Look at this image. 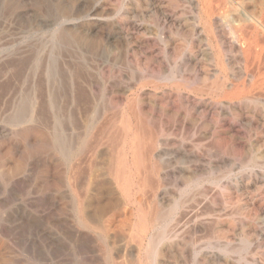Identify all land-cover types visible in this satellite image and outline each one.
I'll return each instance as SVG.
<instances>
[{"label":"rangeland","instance_id":"obj_1","mask_svg":"<svg viewBox=\"0 0 264 264\" xmlns=\"http://www.w3.org/2000/svg\"><path fill=\"white\" fill-rule=\"evenodd\" d=\"M196 1L0 0V241L11 264L30 261L25 228L13 224L8 212L22 205L20 195L29 187L28 154L34 160V188L58 198L61 220L66 221L72 209L62 197L72 189L75 142L89 139L61 132L78 127L122 128L128 120L147 122V127L162 133L166 163L180 155L165 167L171 173L165 190L175 195L179 169L185 165H179L183 150L190 153L200 144L201 227L200 233L190 231V240L192 248L198 238L201 241V263L264 264V108L260 111L248 98L252 82L245 61L239 62L236 51L225 52L210 43L204 22L197 27L199 17L192 4ZM250 3L253 13L264 7V0ZM222 53L228 55L225 63L216 59ZM37 73L41 112L33 123L42 130H36L39 138L29 148L23 138L34 130L23 121L35 117ZM171 138L176 140L168 147L164 142ZM106 155L100 159L106 163L101 168L121 167L118 155ZM190 202L193 210L188 208L187 213L194 217L196 203ZM84 241L79 248L68 247L67 254L58 251L59 263L88 259L92 249ZM192 248L184 258L174 249V264H194Z\"/></svg>","mask_w":264,"mask_h":264},{"label":"bare ground","instance_id":"obj_2","mask_svg":"<svg viewBox=\"0 0 264 264\" xmlns=\"http://www.w3.org/2000/svg\"><path fill=\"white\" fill-rule=\"evenodd\" d=\"M250 2L251 0H197L192 4L199 17L197 27H199V25L204 22L205 27L208 26L207 28H209V32L211 33L209 42H214L217 47L222 48L225 52L236 51L240 56L239 62L245 61V65H247L246 75L251 77L252 82L250 91L251 97L248 98H250L252 103H254L253 105H255L256 108L260 109L261 111V109L264 108V59H262L264 54V7L259 13H253L250 10ZM227 56L228 55L225 54L223 56H219L216 59L220 63H225L228 61ZM194 60L197 59L194 58ZM36 76L37 89L32 103V106L34 105L35 109V117L34 119L31 118L32 120L30 121H23L24 126H27V128L30 127L28 129L34 130V132H27L25 138H23V140L26 142L25 144H27L26 146L29 148H31L32 144L35 142L37 136L39 138V134L36 130H42L38 128L39 126L35 127L36 124L33 123L36 121L38 122L39 120L42 99V94L40 95V76L38 73ZM232 86L235 87L237 85ZM182 87L184 88V86ZM226 91L228 90L226 89ZM242 94H240V96H243ZM109 122H111V120ZM128 122V125L122 128L94 126L95 128L83 127V129H78V127L77 129L71 128V130L64 129V131L61 132L75 138L86 137L89 139L83 142H81L82 140L80 141V139H78L75 142V153L77 152V158H75L76 160L72 166L71 172L72 189L70 190V193L66 192L69 193L68 195H64L62 197V199L66 201L67 204L69 203L68 206L72 209V215L69 214V216L66 218V221L61 220V207L59 206L60 201L58 202V198H52L53 195L50 193L49 194L52 195V197L49 198L47 193L45 194L42 192V188L39 190H36V187L34 188L32 183L35 179H32L31 174V171L33 170L32 168L34 166V160L32 161L30 153H27V172L25 173H27L29 187L23 194L20 195V200L23 202L22 205L13 207L8 211L12 218V223L15 225H22V227L25 228V249L27 254L25 255L30 260H27L25 263L62 264L63 262L59 263L58 261L59 255L57 256V252L64 250L67 254L68 252H66V250L68 247L76 249L80 244L83 245V240H85L84 244L88 242V244L85 245H89L90 249H92V252L89 249V252H91L92 255L90 254V257L84 261H79L78 264H174V249L177 250L178 254L182 258L186 257L185 255H190V249L192 248L190 231L200 233L201 227L200 196L202 192V173L199 156L200 144L199 147L197 146L198 149H195L190 153H187L186 147V150H183V157L181 160L182 163L179 165L185 164L187 166L184 165L179 169V179L174 185V188H176L175 192L177 193V195H175L174 192L165 190V182L170 176L168 175L169 170L166 171L167 168L165 169V167L168 165H173L174 162L178 160L180 155L178 156L177 154L178 157H175L174 159L166 158L168 160L166 163V160L164 159L165 157L163 158V156L166 154V150L163 151V142L159 139L162 133L154 130L155 128L151 129L150 127H147V122L146 124H142L143 121H141L142 123L138 121L137 123H133L132 121L130 122L128 120ZM56 129L58 130V128ZM48 131L50 132V130ZM159 131H161L160 128ZM197 132L198 131L195 133ZM184 135H186V133ZM52 138H54V136ZM172 138L164 142L168 147L175 143L176 139ZM184 142L185 141L181 143ZM59 147L57 148L59 149ZM57 148L55 147L54 149ZM106 154L110 156L118 155L119 161L121 162V167H111L110 165H114V163L110 162L112 163H109L111 168H101L100 166L104 164H102L101 161H103L102 159ZM189 154L191 157H189ZM99 162L101 164L98 166ZM45 164L47 166L49 163L47 164L45 162ZM59 164L60 163H58V165ZM36 165H38V162ZM71 173L69 175H71ZM169 174H171L170 171ZM40 185H42V182ZM50 191L52 192V190ZM8 196L11 198V195ZM13 196L14 194L12 195V198ZM17 200L19 199L17 198ZM192 200H194L196 203V209H194V214L196 215L194 217L187 213L189 212L188 210H190L188 208H191L189 204ZM68 206L67 208H69ZM191 209L193 210V208ZM9 222L11 223L10 220ZM18 227L20 228L21 226ZM18 227H16V229ZM194 234L195 233H193V235ZM194 242L195 241H193V243ZM4 247L7 248L6 246ZM81 247L82 246H80V248ZM5 248H3V244L0 241V264H11V261L9 260L10 258L8 259V257L6 258L4 256L3 251H5ZM194 248V264H202L200 258L201 241L199 238L194 243ZM87 250H83V252H87ZM62 255L63 254H61V256ZM68 255L72 256L71 253ZM65 257L66 259L69 258L68 256ZM62 258H64V256ZM19 260L20 258L18 261ZM72 261L73 260L71 258V262ZM12 263L14 262L12 261Z\"/></svg>","mask_w":264,"mask_h":264}]
</instances>
